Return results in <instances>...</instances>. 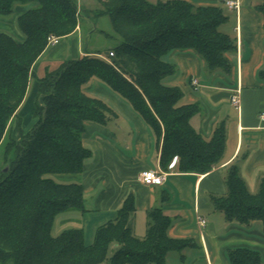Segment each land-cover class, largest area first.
<instances>
[{
    "label": "trees",
    "instance_id": "trees-1",
    "mask_svg": "<svg viewBox=\"0 0 264 264\" xmlns=\"http://www.w3.org/2000/svg\"><path fill=\"white\" fill-rule=\"evenodd\" d=\"M96 1L98 7L89 9L79 0H0V17L10 16L15 4L35 3L18 18L24 41L0 31V264H166L168 252L189 244V239L169 235L172 219L161 207L147 212L146 233L137 235L133 195L97 228L92 244L85 243L82 228L52 234L59 214L84 209L83 185L56 181L52 175L83 171L91 154L83 142L85 122L106 120L105 102L84 90L94 76L128 99L150 125L162 169L177 157L176 171L206 174L224 153L225 125L219 124L210 138L203 136L191 123L199 105L181 104L183 89L164 82L176 71L165 59L174 50H192L209 70L229 72L228 55L236 40L221 29L228 19L224 8L193 0ZM260 8L264 17V3ZM102 16H109L113 27L111 33L102 32L118 41L109 51L113 56L108 53L112 60L82 55L41 78L36 121L15 139L12 122L49 38L69 36L83 27V19L96 23ZM259 77L264 79V68ZM240 162L226 168L227 192L211 195L214 209L228 222L259 220L264 225V178L252 192ZM227 254L229 264H264L253 248L233 247Z\"/></svg>",
    "mask_w": 264,
    "mask_h": 264
},
{
    "label": "crops",
    "instance_id": "crops-1",
    "mask_svg": "<svg viewBox=\"0 0 264 264\" xmlns=\"http://www.w3.org/2000/svg\"><path fill=\"white\" fill-rule=\"evenodd\" d=\"M193 1L221 5L228 15L224 31L236 40L235 49L228 55L231 68L229 72L212 71L194 51L174 50L167 55V60L176 65V71L164 82L183 89L181 104L196 102L199 105L191 123L203 136L210 138L219 124L225 125L226 146L219 164L206 174L173 170L162 185L139 181L138 175L143 169L161 168L156 137L128 99L94 76L84 90L105 102L108 107L106 120L85 122L83 142L91 154L85 160L83 171L58 175L63 182L83 185L84 209L59 214L52 230L54 226L61 231L82 228L85 243L92 244L97 228L113 219L125 198L133 195L137 235L146 233L147 212L161 207L172 219L169 235L190 241L183 249L168 252L166 264H229L227 253L233 247L256 249L264 261L263 223L254 220L242 225L221 219L211 200L212 194L227 192L224 175L226 168L236 160L241 161V174L252 192L258 190L264 178V121L260 118L264 111V79L259 77V71L264 68V17L260 8L264 0H238L236 10L228 9L220 0ZM34 4H15L12 15L0 17V31L19 42L24 41L18 18ZM97 30L92 27L89 33L94 35ZM84 34L79 25L74 33L47 47L33 66L34 75L17 117L23 116L25 121L26 116L34 113L39 80L63 62L86 54H100L112 60L108 57L111 47L100 49L93 44L84 45ZM193 79H198V85L192 83ZM237 92L239 108L231 101ZM15 120L11 134L19 139L30 129L23 131ZM199 218L207 219L204 226L200 225Z\"/></svg>",
    "mask_w": 264,
    "mask_h": 264
},
{
    "label": "rangeland",
    "instance_id": "rangeland-1",
    "mask_svg": "<svg viewBox=\"0 0 264 264\" xmlns=\"http://www.w3.org/2000/svg\"><path fill=\"white\" fill-rule=\"evenodd\" d=\"M151 1L152 2H157L158 0H151ZM30 3L31 2H29L27 4H30ZM79 4L83 5V6H86L89 9L98 7L96 0H79ZM82 22H83V32L85 33L84 34V45L93 44L95 47L101 49V48L113 47L114 45L117 44L118 41L112 40V39L104 36L103 34H101L102 30H105V31H112L113 30L112 23H111V20H110L109 16L100 17L99 19L96 20V24L95 25H94L93 22L89 21V19H85V20L83 19ZM93 26H94V29L96 27L98 29L95 32L96 34H94V35L89 33ZM221 29L224 30L225 26H222ZM165 59H168V56H165ZM165 81L167 82L168 79L166 78ZM35 121H36V117L34 116V113H32L29 116H26V120L25 121L23 120V116H20V117L16 118V120H15V122L17 124L20 123V126H21L23 131H27V130L31 129L33 127ZM52 177L56 181H61V179L59 178L58 175H52ZM61 182H63V181H61ZM217 213H218L219 217H221V219H225L224 218V214L222 212L217 211ZM60 232H61V230L56 229L55 226H54V228L52 230V234L54 236H57ZM112 253H113V247H111V249L109 251V256ZM175 253L179 254L180 252L179 251H175Z\"/></svg>",
    "mask_w": 264,
    "mask_h": 264
},
{
    "label": "built area",
    "instance_id": "built-area-1",
    "mask_svg": "<svg viewBox=\"0 0 264 264\" xmlns=\"http://www.w3.org/2000/svg\"><path fill=\"white\" fill-rule=\"evenodd\" d=\"M225 5L228 9H233L236 10L239 7V2L238 0H225ZM59 38L58 37H50L49 38V44L53 45L58 43ZM109 56L112 57L113 56V52L109 53ZM192 83L194 85H198L199 81L198 79H193ZM231 101L234 105H236L239 108V103H240V99H239V92L235 93L232 98ZM260 118L262 121H264V111L261 113ZM178 163V158L175 157L168 165V169H162V168H158V169H152V168H148V169H143L142 171H140L139 175H138V180L141 181L144 184L147 185H162L165 180L166 177L174 170H176V166ZM199 222L201 226H204L206 224V219L205 218H199Z\"/></svg>",
    "mask_w": 264,
    "mask_h": 264
},
{
    "label": "water",
    "instance_id": "water-1",
    "mask_svg": "<svg viewBox=\"0 0 264 264\" xmlns=\"http://www.w3.org/2000/svg\"><path fill=\"white\" fill-rule=\"evenodd\" d=\"M5 170H7V169H5Z\"/></svg>",
    "mask_w": 264,
    "mask_h": 264
}]
</instances>
